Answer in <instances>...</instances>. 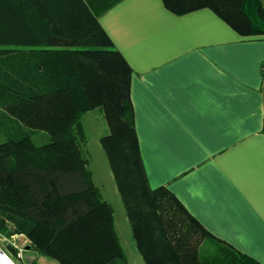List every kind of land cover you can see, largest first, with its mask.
<instances>
[{
  "label": "trees",
  "instance_id": "16d2710c",
  "mask_svg": "<svg viewBox=\"0 0 264 264\" xmlns=\"http://www.w3.org/2000/svg\"><path fill=\"white\" fill-rule=\"evenodd\" d=\"M119 1L0 0V233L23 234L61 264H131L83 152L82 117L99 108L109 126L100 142L146 264H253L169 187L150 185L133 69L99 21ZM163 2L177 14L209 7L242 35L264 34L262 0ZM39 130L47 141L35 142Z\"/></svg>",
  "mask_w": 264,
  "mask_h": 264
},
{
  "label": "crops",
  "instance_id": "0c3cea01",
  "mask_svg": "<svg viewBox=\"0 0 264 264\" xmlns=\"http://www.w3.org/2000/svg\"><path fill=\"white\" fill-rule=\"evenodd\" d=\"M99 21L133 69L150 185L169 187L209 231L264 264V34L163 0H120Z\"/></svg>",
  "mask_w": 264,
  "mask_h": 264
},
{
  "label": "rangeland",
  "instance_id": "374dc122",
  "mask_svg": "<svg viewBox=\"0 0 264 264\" xmlns=\"http://www.w3.org/2000/svg\"><path fill=\"white\" fill-rule=\"evenodd\" d=\"M82 122L87 136V142L83 146V152L89 158V167L92 170L95 183L100 187L104 197L113 207L116 230L126 256L131 264H146L137 249L131 223L116 186L107 155L100 142V137L109 132L107 121L102 111L96 108L87 111L82 117ZM33 138L36 143H42L49 139V134L39 130L33 134ZM36 255L37 264H61L58 260L50 256L40 253H36ZM23 262H25L24 258Z\"/></svg>",
  "mask_w": 264,
  "mask_h": 264
},
{
  "label": "built area",
  "instance_id": "2783aa9c",
  "mask_svg": "<svg viewBox=\"0 0 264 264\" xmlns=\"http://www.w3.org/2000/svg\"><path fill=\"white\" fill-rule=\"evenodd\" d=\"M18 233L13 234L11 237H6L5 235L0 233L2 237V245H0V264H24L23 258L27 257L26 255V246L29 244V239L24 237L25 239L20 240L17 237ZM18 238V240H16ZM12 245L15 249L11 248ZM2 255L7 256V261L2 259Z\"/></svg>",
  "mask_w": 264,
  "mask_h": 264
},
{
  "label": "bare ground",
  "instance_id": "6f19581e",
  "mask_svg": "<svg viewBox=\"0 0 264 264\" xmlns=\"http://www.w3.org/2000/svg\"><path fill=\"white\" fill-rule=\"evenodd\" d=\"M2 259L5 260V261H7L8 258H7L6 255H2Z\"/></svg>",
  "mask_w": 264,
  "mask_h": 264
},
{
  "label": "water",
  "instance_id": "95a60500",
  "mask_svg": "<svg viewBox=\"0 0 264 264\" xmlns=\"http://www.w3.org/2000/svg\"><path fill=\"white\" fill-rule=\"evenodd\" d=\"M25 261L27 262V263H29L30 261H31V259L30 258H25Z\"/></svg>",
  "mask_w": 264,
  "mask_h": 264
}]
</instances>
